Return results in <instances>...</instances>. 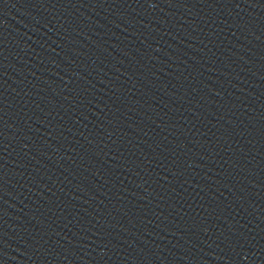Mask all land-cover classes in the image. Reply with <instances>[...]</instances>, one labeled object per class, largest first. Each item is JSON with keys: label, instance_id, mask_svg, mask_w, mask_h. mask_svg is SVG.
I'll use <instances>...</instances> for the list:
<instances>
[{"label": "water", "instance_id": "water-1", "mask_svg": "<svg viewBox=\"0 0 264 264\" xmlns=\"http://www.w3.org/2000/svg\"><path fill=\"white\" fill-rule=\"evenodd\" d=\"M0 264H264V0H65L0 61Z\"/></svg>", "mask_w": 264, "mask_h": 264}]
</instances>
